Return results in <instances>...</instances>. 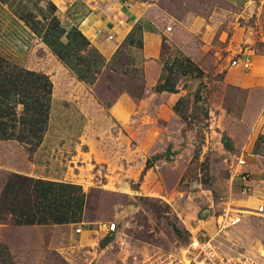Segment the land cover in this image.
I'll return each mask as SVG.
<instances>
[{"label":"rangeland","instance_id":"1","mask_svg":"<svg viewBox=\"0 0 264 264\" xmlns=\"http://www.w3.org/2000/svg\"><path fill=\"white\" fill-rule=\"evenodd\" d=\"M18 1L33 12L38 2ZM135 1H156L170 9L176 3ZM243 3L241 15L225 0H202L204 5L196 8L205 15L213 7L214 27L237 24L230 40L234 49L246 47L260 56L264 53V0ZM234 14L240 16L235 19ZM217 31L212 32L214 38ZM222 40L227 42L225 34ZM0 57L43 73L54 84L52 128L30 158L26 146L0 143V264H156L182 247L190 233L206 234L212 245L228 254L264 258V180L244 172V164L238 165V160H244L240 154L252 129L239 124L244 91L220 83V74L230 66L218 71L201 66L205 79L195 84L194 93L198 97L201 92L202 103L197 99L178 107L180 118L151 124L145 118L150 116L147 102L124 132L105 116L97 119L105 112L102 103L97 104L88 88L77 85L35 37L1 11ZM261 79L264 83V76ZM79 99L86 100L90 112L86 122L90 128L81 133L85 120L73 104ZM254 113L264 122V97L257 101ZM98 127L102 132H94ZM256 139L261 147L264 137ZM256 164L264 171V162ZM13 174L78 185L83 193L78 222L18 224L22 219L18 211L32 213L34 198L27 184L23 191L1 194L8 181L22 189ZM220 216L225 223L218 228ZM110 224L114 228L108 231Z\"/></svg>","mask_w":264,"mask_h":264},{"label":"crops","instance_id":"2","mask_svg":"<svg viewBox=\"0 0 264 264\" xmlns=\"http://www.w3.org/2000/svg\"><path fill=\"white\" fill-rule=\"evenodd\" d=\"M175 1L170 9L159 6L156 1L38 0L33 12L21 1L12 3L8 0L0 3V11L35 37L48 56L77 85L88 88L93 95L90 97L97 104L102 103L105 112L102 111L97 119L105 116L116 129L122 128L124 132L131 119L141 113L143 103H149L150 116L145 114V118L151 124L166 118H180L173 109L196 101L194 92L198 89L195 84L205 79L201 74L202 65L218 71L224 65L229 66L230 60L237 61L236 66H239L242 60L248 59L251 65L248 71H239L230 66L220 74V83L245 93L239 124L252 131L240 155L247 170L244 172L254 173L259 181H263L264 171H260L256 163L261 165L264 162V144L259 147L256 138L264 137V122L261 117L256 118L253 110L257 101L264 97L261 79L264 76V53L256 56L252 49L246 47L235 50L230 40L238 30L237 24L214 27L216 13L213 7H209L205 15L196 8L204 5L201 4L202 0ZM191 1L195 3H189ZM225 1L238 14L243 13L239 10L242 11L244 0H234L233 3L231 0ZM49 3L54 9L48 6ZM238 14H234L235 19L240 16ZM52 18L57 24L51 23ZM216 28L218 33L214 38L212 32ZM224 34L227 42L222 40ZM42 38L62 55L66 65L51 54L41 42ZM230 56L232 59L228 60ZM123 66L126 68L123 69ZM50 83L52 97L54 84L52 81ZM66 102L68 100L63 101L64 107ZM104 102L107 104L103 105ZM73 104L82 120H85L79 127V133L89 130L86 122L90 119V112L85 108L86 100L79 99ZM51 114L52 110L45 133L52 128ZM253 117L254 122L251 120ZM102 130L98 127L94 132ZM4 142L13 141H0ZM47 181L79 187L69 182ZM73 191L76 190L70 193V203L74 202L71 196L83 194L81 189L76 195H72ZM71 224L74 223H68V226Z\"/></svg>","mask_w":264,"mask_h":264},{"label":"trees","instance_id":"3","mask_svg":"<svg viewBox=\"0 0 264 264\" xmlns=\"http://www.w3.org/2000/svg\"><path fill=\"white\" fill-rule=\"evenodd\" d=\"M8 0H0V3ZM10 3V2H9ZM12 4L10 3L9 6ZM48 6L54 9L49 3ZM51 23L57 24L55 18ZM82 41V39H80ZM41 42L50 50L59 61L66 65L57 51L45 39ZM52 85L47 76L22 69L9 64L0 57V141H13L26 146L28 159L32 150L38 146L47 130L51 113ZM172 93V91H168ZM197 100V98H194ZM178 116L179 111L173 109ZM151 165L146 164V167ZM12 178L22 184L17 187L14 182L5 183L2 195L14 190L27 188L34 198L32 213L18 211L22 217L20 225H62L78 222V214L82 203V194L71 196L74 202L70 203L72 190L79 187L57 182L13 175ZM24 183V184H23Z\"/></svg>","mask_w":264,"mask_h":264},{"label":"built area","instance_id":"4","mask_svg":"<svg viewBox=\"0 0 264 264\" xmlns=\"http://www.w3.org/2000/svg\"><path fill=\"white\" fill-rule=\"evenodd\" d=\"M236 63L237 61L230 60L228 64L233 67L236 66ZM239 67L242 70H248L250 68L249 60H242ZM198 97L196 96L200 105L202 103L200 91H198ZM238 165H243V161L238 160ZM216 223L217 227L221 228L225 223V219L222 220L220 216ZM113 228L114 225L110 224L107 230ZM156 264H264V258L243 254H228L212 245L211 238L207 237L206 234L195 233L192 235L190 233L182 247L174 253L167 254Z\"/></svg>","mask_w":264,"mask_h":264}]
</instances>
